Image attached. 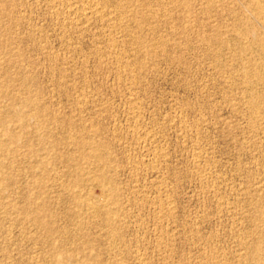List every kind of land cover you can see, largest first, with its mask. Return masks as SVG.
Wrapping results in <instances>:
<instances>
[{"label":"rangeland","instance_id":"1","mask_svg":"<svg viewBox=\"0 0 264 264\" xmlns=\"http://www.w3.org/2000/svg\"><path fill=\"white\" fill-rule=\"evenodd\" d=\"M255 16L0 0V264H263Z\"/></svg>","mask_w":264,"mask_h":264},{"label":"bare ground","instance_id":"2","mask_svg":"<svg viewBox=\"0 0 264 264\" xmlns=\"http://www.w3.org/2000/svg\"><path fill=\"white\" fill-rule=\"evenodd\" d=\"M264 14V5L263 4H261V0H252V16L254 17V15H257V16H260V14ZM257 16H255L256 18H257ZM264 17V16H263ZM255 18V19H256ZM260 19V18H259ZM263 19V21H262V24H263V22H264V18H262ZM264 26V25H263ZM253 31H254V29L252 28V43L254 44V42H256V41H258V43H260V45L264 48V40L263 39H261V38H258V37H255L254 35H253ZM245 33V32H244ZM239 35H241V34H239ZM259 35V34H258ZM264 36V35H263ZM258 47H259V45H258ZM261 51L263 52V49L261 48ZM262 55H263V53H262ZM263 58V57H262ZM257 65V63L255 64V66ZM258 70H259V66H258ZM258 73V72H257ZM246 77H247V75H246ZM261 77V76H260ZM247 79V78H246ZM245 79V80H246ZM260 82V81H259ZM259 84H261V82L259 83ZM264 85V84H263ZM253 96V95H252ZM255 96V95H254ZM256 98V97H255ZM258 98V97H257ZM263 98V97H262ZM253 99V98H252ZM261 99V98H260ZM262 100V99H261ZM264 100V99H263ZM254 102H256V101H254ZM260 100L259 101H257L256 103H258L256 106L258 107H260V105H262V104H260ZM258 107V108H259ZM253 111H254V109H253ZM31 113V112H30ZM255 116H256V114H254ZM263 116V115H262ZM28 117H30V116H28ZM261 119V118H260ZM258 120V119H257ZM30 121V120H29ZM14 131V130H13ZM15 140V139H14ZM99 154V153H98ZM97 155V154H96ZM95 155V156H96ZM103 162V161H102ZM105 166V165H104ZM100 174V173H99ZM102 176V175H101ZM98 177V176H97ZM96 178V177H95ZM99 178V177H98ZM79 182H80V180H79ZM77 198V197H76ZM165 207V206H164ZM109 212V211H108ZM38 213V212H37ZM112 214V213H111ZM37 215V214H36ZM114 219V218H113ZM41 221V220H40ZM102 221V220H101ZM40 223V222H39ZM38 223V224H39ZM46 227V226H45ZM46 230V229H45ZM263 246V245H262ZM253 251V250H252ZM255 253V252H254ZM257 258H258V256H257ZM243 260V259H242ZM259 260V259H258ZM262 260H264V259H262ZM256 261L257 260H255V264H256ZM259 262V261H258ZM264 262V261H263ZM253 263V262H252ZM261 263V262H260ZM259 264V263H258ZM264 264V263H263Z\"/></svg>","mask_w":264,"mask_h":264}]
</instances>
